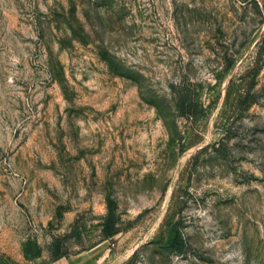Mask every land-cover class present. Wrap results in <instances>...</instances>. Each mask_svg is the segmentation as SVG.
<instances>
[{"label": "rangeland", "instance_id": "obj_1", "mask_svg": "<svg viewBox=\"0 0 264 264\" xmlns=\"http://www.w3.org/2000/svg\"><path fill=\"white\" fill-rule=\"evenodd\" d=\"M94 249L264 264V0H0V264Z\"/></svg>", "mask_w": 264, "mask_h": 264}, {"label": "trees", "instance_id": "obj_2", "mask_svg": "<svg viewBox=\"0 0 264 264\" xmlns=\"http://www.w3.org/2000/svg\"><path fill=\"white\" fill-rule=\"evenodd\" d=\"M109 220H111V218H109ZM115 233H116L115 225L114 222L111 220L110 224H108L105 229V234L108 237H110L115 235ZM184 244H185L184 240L180 236H176L172 245L173 247L177 248V250H182Z\"/></svg>", "mask_w": 264, "mask_h": 264}, {"label": "crops", "instance_id": "obj_3", "mask_svg": "<svg viewBox=\"0 0 264 264\" xmlns=\"http://www.w3.org/2000/svg\"><path fill=\"white\" fill-rule=\"evenodd\" d=\"M98 250V249H97ZM90 250V253H86V254H82L79 258H81L79 261H76V259H60L58 260L55 264H82V260H84L85 262H90L92 259V255H96V257H98V253L96 251V249H94V251ZM89 254H91V256H89Z\"/></svg>", "mask_w": 264, "mask_h": 264}]
</instances>
